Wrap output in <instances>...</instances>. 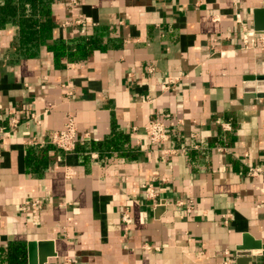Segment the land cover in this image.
<instances>
[{"label": "crops", "instance_id": "obj_1", "mask_svg": "<svg viewBox=\"0 0 264 264\" xmlns=\"http://www.w3.org/2000/svg\"><path fill=\"white\" fill-rule=\"evenodd\" d=\"M263 2L55 0L54 39L96 42L58 63L46 45L21 56L19 28L0 27V248L25 245L23 264L41 241L46 264H236L245 234L264 243V97L245 89L264 75ZM69 118L76 148L45 143Z\"/></svg>", "mask_w": 264, "mask_h": 264}, {"label": "trees", "instance_id": "obj_2", "mask_svg": "<svg viewBox=\"0 0 264 264\" xmlns=\"http://www.w3.org/2000/svg\"><path fill=\"white\" fill-rule=\"evenodd\" d=\"M54 3L55 0H0V27L11 23L19 28L18 52L21 56H34L46 45L57 63L62 58L85 59L96 42L84 36L72 43L55 40ZM25 259V245L0 248V264H23Z\"/></svg>", "mask_w": 264, "mask_h": 264}, {"label": "built area", "instance_id": "obj_3", "mask_svg": "<svg viewBox=\"0 0 264 264\" xmlns=\"http://www.w3.org/2000/svg\"><path fill=\"white\" fill-rule=\"evenodd\" d=\"M67 1L70 7L74 6L77 3V0H67ZM68 23L69 22H66V24ZM245 30L246 32L244 35V41H245L246 47H249L250 45L253 46V44L256 43L255 32L247 28ZM263 46H264V42H263ZM31 118L37 123H40L41 121L39 118V114L37 113L32 114ZM18 122H19L18 119L13 120V123L15 125ZM146 134H147L148 140L156 147L164 145L169 140V133L167 131V125L162 120H158V119L150 120V122L146 126ZM77 137H78L77 123L74 118H69L65 126L60 130L54 131L50 135V137L47 138L45 143H50L54 145L56 148L64 152H71L76 148ZM260 173H261V168H257V167L250 168L251 176H257ZM144 188L146 191V195L150 200H153L157 197L158 193L154 185V179L144 184ZM27 204H30V202H27ZM31 204L35 210L40 209L42 207V201L39 199L33 200ZM123 220L125 223L130 224L132 221V218L130 214L126 213L123 215ZM64 264H73V262L71 261V259H66Z\"/></svg>", "mask_w": 264, "mask_h": 264}, {"label": "water", "instance_id": "obj_4", "mask_svg": "<svg viewBox=\"0 0 264 264\" xmlns=\"http://www.w3.org/2000/svg\"><path fill=\"white\" fill-rule=\"evenodd\" d=\"M254 29L257 33L264 34V2L262 7L254 10ZM245 89L249 93H256L258 97H264V75L247 76ZM48 244L51 243L47 241L29 243L30 264H46L49 256L56 255L53 250H50L37 256V248H43ZM237 250L236 264H250L254 255H264V243L249 234H245L243 243L238 246Z\"/></svg>", "mask_w": 264, "mask_h": 264}]
</instances>
